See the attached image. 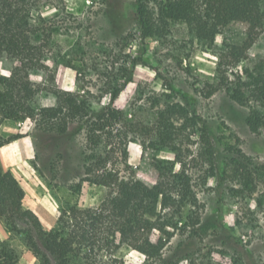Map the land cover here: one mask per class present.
I'll use <instances>...</instances> for the list:
<instances>
[{
  "label": "trees",
  "instance_id": "obj_1",
  "mask_svg": "<svg viewBox=\"0 0 264 264\" xmlns=\"http://www.w3.org/2000/svg\"><path fill=\"white\" fill-rule=\"evenodd\" d=\"M57 2L61 1L0 0V58L13 63L8 76L0 75V126L5 121L30 120L35 147L36 141L47 138L82 137V176L70 188L78 192L85 182L107 192L96 207L60 210L55 226L45 230L37 216L23 207V188L0 163V222L12 234L23 235L37 264H121L115 253L123 245L142 255L146 264H160L165 261L172 229L180 224L179 229L189 230L190 236L199 234L200 203L191 175L185 169L174 173L171 164H155L150 185L122 176L129 145L138 144L143 150L166 148L180 161L179 136L190 130L186 138L198 136V156L207 166L205 176L216 175L219 152L207 122L185 96L182 105L166 106L155 113L151 126L132 123L127 110L114 106L132 81L136 66L148 67L160 76L141 56L124 53V47L137 32L144 38L167 40L171 25H183L192 39L217 56L218 82L204 96L223 91L233 103L249 110L245 120L249 132L264 137V59L248 60V51L264 27V0H137L136 30L117 37L105 48L106 58L93 63L96 79L88 81L91 87H83V95L53 88L49 93L55 104L37 109L34 102L45 89L33 83L31 76L47 72L46 59L59 57L53 37L79 28L69 15H43ZM237 28L245 30L242 45L216 51V35ZM166 86L174 92L170 81ZM105 96L108 104L95 109L93 103ZM177 116L184 117L181 125L176 124ZM22 137L0 136V149ZM230 154L227 160L233 168L229 178L249 188L254 174L264 173V162L253 163L240 150H230ZM187 206L193 211L184 216ZM19 258L10 242L0 240V264H20Z\"/></svg>",
  "mask_w": 264,
  "mask_h": 264
},
{
  "label": "rangeland",
  "instance_id": "obj_2",
  "mask_svg": "<svg viewBox=\"0 0 264 264\" xmlns=\"http://www.w3.org/2000/svg\"><path fill=\"white\" fill-rule=\"evenodd\" d=\"M60 1L43 11V15L51 17L57 12L69 15L79 28L55 35L52 41L59 49V57L46 59L47 72L31 76L33 83L45 89L34 102L37 109L55 104L49 93L53 88L83 95L81 89L91 87L88 81L96 79L93 63L106 58L105 48L117 37H125L136 30L137 0ZM262 11L264 13V3ZM170 29L167 40L144 38L137 32L124 47V53L141 56L160 76L148 67L136 66L132 81L114 106L127 110L128 120L132 123L151 126L155 123V113L166 106L182 105V96H185L209 126L218 147L219 167L214 170L216 175H204L207 166L198 156V136L191 135L187 139L190 130H186L179 136L182 162L169 149L143 150L138 144H131L122 176L150 185L153 183V166L171 164L174 173L185 169L192 177V189L201 207V229L197 236H190L189 230H180V224L177 229H172V239L163 254L165 261L160 264H264V173L254 174V183L249 188L241 187L229 178L233 167L227 160L231 157L230 150H240L253 163L264 162V137L249 132L245 124L249 110L233 103L223 91L207 98L204 96L206 90L218 82L216 54L192 39L183 25H171ZM244 40L242 28L222 30L216 35L214 46L216 51H221L229 46H240ZM257 59H264V27L248 51L249 61ZM12 67L10 60L0 58V75L8 76ZM166 81L171 82L174 92L168 90ZM108 102L109 97L105 96L93 103V107L97 109ZM184 121V117L177 116V125ZM7 125L10 126L3 130L1 137L18 134L30 137L31 158L27 164L15 168L26 191L23 207L37 216L45 230L55 226L62 209L71 206L85 209L100 204L107 192L104 187L84 182L78 192L70 188L82 176V137L47 138L36 141L35 147L30 120L15 122V126ZM191 211L192 208L187 206L184 216ZM0 240L10 242L18 251L20 264L38 263L24 244L23 235L12 234L2 222ZM115 258L121 264H146L142 255L125 245L117 250Z\"/></svg>",
  "mask_w": 264,
  "mask_h": 264
},
{
  "label": "crops",
  "instance_id": "obj_3",
  "mask_svg": "<svg viewBox=\"0 0 264 264\" xmlns=\"http://www.w3.org/2000/svg\"><path fill=\"white\" fill-rule=\"evenodd\" d=\"M3 75V74H2ZM6 75V74H4ZM12 123L15 126V122L12 121H5L0 126V135L2 134L3 130L7 128ZM12 125V126H13ZM14 128V127H13ZM23 137L11 142L10 144L5 145L0 149V163L5 168L11 172V174L17 179L20 186L23 188L26 197L25 188L22 186L19 176L17 174L16 166L27 164V160L31 158L32 154V144L30 137L26 134H22ZM24 203V200H23Z\"/></svg>",
  "mask_w": 264,
  "mask_h": 264
}]
</instances>
